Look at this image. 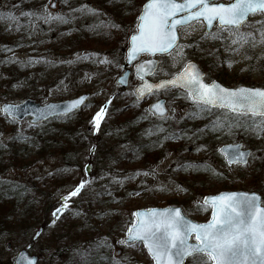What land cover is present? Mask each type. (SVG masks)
<instances>
[{
	"label": "rangeland",
	"instance_id": "1",
	"mask_svg": "<svg viewBox=\"0 0 264 264\" xmlns=\"http://www.w3.org/2000/svg\"><path fill=\"white\" fill-rule=\"evenodd\" d=\"M45 1L48 6H50L52 2L56 3V8L54 10L49 8L53 14L63 11L60 0ZM124 1L123 4H120V8L115 6V0H96L94 5H91V3L83 4L98 9L104 22L111 20L120 25L119 28H111L112 32H108V36H112L111 40L114 42L112 44L107 43V38H104L106 29H104L105 27L103 24L100 25L99 34H94L92 30L87 29V32L91 36L95 35L93 36V48H102L103 52L106 53V56L109 60H112L113 63L108 64L107 67L102 68V70L98 68L86 73L84 71L82 74L72 77L66 74L67 71L72 68V62L68 63V60L61 61L55 66L53 73L49 75H47V73L51 68L38 71L36 70L37 67L32 65L18 75L17 81L11 91H8L5 95L0 92V104L4 102L19 104L24 99L30 98L45 105L50 102L69 100L82 93H88L91 96L83 109L68 116L66 119L59 118L41 126L43 132L47 128L55 132L57 129L79 124V126H81L79 128L82 131L79 135L75 136L72 145L78 142L81 137H85L84 135L86 134L91 136L89 143L82 145L84 143L82 140L79 144H76L74 147V149H76L75 152L69 153L67 155V160H64V156L61 154L53 152L44 155V157L39 160H34V151L32 153L30 148L23 145L25 140H22L20 141V147L27 149L25 158L27 160L33 158L32 164L25 169L12 167L2 173L1 177H3L4 180L7 178L12 180L17 179L18 182L21 184L24 183L29 188H33L36 184L37 188L40 189V187L44 186L52 176H58V170L65 166L64 172L67 174L65 177L67 183H65V187L63 186L59 189H53L51 192H47L48 194L41 199V202H35L36 208L34 209L35 213L33 215L36 216V218L38 217V219L31 221L30 229L21 232L17 229L18 231L16 233L0 234V264H11L14 255L19 250L30 245L29 243L33 245L30 249L33 251V248H35L34 253L41 256V260L38 264H53L55 261L51 259L54 242L52 236L59 238V236L67 231L70 232V238H72L74 234H77L78 237L80 236L77 241H75V246L69 248L71 251L75 249L83 252L86 251L90 243H96V245H99L98 249L102 250L106 248L109 259L115 261V264L117 261H119V264H152L149 257L138 244L132 247L130 245L118 243L119 240L124 238L127 225L133 219L132 213L134 211L166 207V201L172 200L175 204L171 206L181 207L184 214L189 219L204 223L209 220L210 209L204 210L203 208L197 207V202L202 201V197L197 196V199L193 198L194 192L200 189L207 194L215 195L226 191L215 192L213 189L214 193L211 192L212 186L214 188L217 184L210 178L203 179L204 182L198 180L190 181L182 179V176L188 177L189 175L182 174L180 171L175 170L174 173H168L171 166H174L179 160L187 158L189 160L204 161L209 165L212 164L211 166H213V168L221 170L223 174L227 175L229 180L228 184L234 183L235 185L239 184L238 186L247 187L248 182L255 180L258 182L257 186L261 188L264 186V179L262 176L255 171L253 172L256 163L264 164V134L257 137L252 132L245 131L244 129H234L232 133L218 132L216 136H214L216 138L215 140H207L208 146L205 149L195 151L194 153L192 152L193 154L189 157H187L189 154L182 152L188 148L189 144L187 143L186 147H180L178 141H175L176 143L170 144L176 145L175 148L168 149L164 155L165 157L161 159L157 165L152 166L153 168L151 170L154 169L156 171L155 176L143 175V172L151 170L144 169L141 163L138 162L114 165L115 161H113L112 164L109 161V167L113 166L111 171L104 172L96 170L93 162L103 160L105 156H110V152H108L106 148H108L109 151L110 149H114L113 155L115 157V154L122 152L125 142L119 137V134L123 132V130L117 134V138H114L111 144L103 148L102 144H98L97 146L95 143L98 134L112 125L113 121L126 118L132 115L131 113H133V115L141 113L142 115H146L144 117H146L147 120H150L152 117L149 113L145 112V109H147L150 102L154 101L159 96L168 101L169 110L175 109L174 113L170 111V115L161 122L159 127L163 129L171 126L172 129L177 130L179 124L182 122L190 125L203 126L206 124L207 119L211 121L222 113L213 112L212 114H201L194 119H189L185 116V113L193 111L194 106L185 98L184 94H177L174 89L153 93L144 100L139 101L138 104L135 103L134 95H130L129 93H131L141 81L135 75L134 66L150 58L147 54H141L131 65L126 67L131 73L128 85L125 89L120 88L116 84L117 78L124 72L122 67H117V63L120 65L125 64L128 39L134 29L136 17L139 14L138 10L144 3L143 0L140 3L138 2L139 0ZM227 1L229 0H220V2L224 3ZM256 21L264 22V16L259 13L250 16L242 32L251 31L256 35L257 39H259V33L256 29L260 27V25H257L255 23ZM203 32L204 29L201 23L191 24L187 29H179V36L181 37L180 43L194 44V46L185 48L184 58L175 63V65H173V61L169 56L156 55L155 58L160 61V64L156 73L151 77V80L156 81L161 78H167L169 76L165 73L170 74L177 72L183 66L184 62L191 60L201 65L204 69L205 77L209 82L215 80L214 77L217 76L219 78L216 80L221 81L226 86H264V44H259L255 48L245 45L239 52H233V54L229 56L227 51H225L224 41L213 40L210 37L201 40L200 37L203 35ZM224 35L227 36V33L225 32ZM105 43H107V46ZM21 52L22 50H17L13 52L11 56L14 57L15 55V58L22 59L24 58V54ZM245 56L251 57V59H246ZM229 60L233 61L231 66L227 63ZM110 71H112V73ZM61 81H63V83H61ZM158 94L160 95L157 96ZM109 99L111 103L107 104V112L101 121L99 129L95 130L94 126L90 124L91 118ZM118 110L122 111V115L116 114ZM181 117L184 118L181 119ZM18 124L17 127H12L10 122L0 111V142L5 143L14 134H25L26 128L29 127L28 121ZM34 131L35 130H33V132ZM158 132L160 134L157 136L161 137V131ZM225 143H242L245 148H249L253 154L249 160L250 162L244 167L239 165L222 166L216 164L217 161L213 156L214 150L217 149L218 151L220 146ZM92 145H95L94 152L90 151ZM165 145L166 144L162 146V149ZM183 148L185 149L182 150ZM66 163H68V166H66ZM85 165L89 166L87 174ZM109 167H107V169ZM138 171L141 172V175L135 176V179H126L123 184L113 182V177L121 179L126 176L131 177ZM195 178L197 179L196 175ZM82 179L90 180L92 183L86 185L79 195L85 192H87L85 194H95L98 198L97 202L92 204L93 206L89 209H85L83 206L78 211H75V205L72 204L69 198L68 209L64 210L55 224H51L50 228L45 229L43 224L52 219L51 212L55 209V206L59 205L61 197L67 195L68 189L74 188ZM54 181L55 179H51V184L49 185H52ZM161 185L166 186L168 190H163ZM176 185H180V189H177L175 187ZM184 189H186V191H184ZM234 190L242 191L240 188ZM256 191L257 190H253L249 192ZM135 193L139 194L136 195ZM257 193L263 198L261 191ZM97 194H101V196ZM181 200H189L187 201L188 208L181 204ZM21 211V207L15 210L17 217L20 216ZM77 212H79L80 215H75ZM40 228L42 229L41 235L33 241L32 236L34 232ZM7 243L10 244L9 248L7 247ZM117 251H119L118 254ZM42 257H44V262H42ZM187 264H192V261Z\"/></svg>",
	"mask_w": 264,
	"mask_h": 264
},
{
	"label": "snow or ice",
	"instance_id": "2",
	"mask_svg": "<svg viewBox=\"0 0 264 264\" xmlns=\"http://www.w3.org/2000/svg\"><path fill=\"white\" fill-rule=\"evenodd\" d=\"M70 11L100 14L98 9L87 5H81L79 9ZM255 13L264 14V0H232L228 3L220 2V0H146L129 36L127 62L131 64L141 54L151 57L161 54L169 56L175 65L184 58V49L194 46V44H181V37L178 35L180 28L187 29L192 22L201 23L206 27L200 37L201 40L210 37L213 40L224 41L225 51L239 52L245 45L255 48L259 44H264V22H255L260 25L256 29L259 39L251 31H240L248 15ZM20 16L28 17V22L33 29L38 27L37 20L48 24L53 21L67 23L69 19L67 15L59 12L53 14L48 5H44L40 10L21 11ZM4 19L16 21V28L19 30V17L12 11L0 12V20ZM214 22H217L215 32L211 31ZM101 23L108 29L120 27L111 20L101 21ZM225 32L227 36L224 35ZM6 50L10 51V49ZM92 56L99 57V54L86 53L83 57L78 55L77 59H89ZM245 58L251 59L248 56ZM5 62H11V60ZM71 62L68 61V63ZM94 62L113 63L107 56ZM227 63L231 66L233 61L229 60ZM159 64L160 61L156 59H147L136 64L135 75L142 83L129 93L135 96V103L138 104L140 100L147 95H152L154 91L176 88L194 106L193 111L185 113L189 119H194L201 114H212L214 110H223L198 132L204 133L205 130H210L232 133L234 129H244L257 137L264 134V87L228 88L215 80L206 82L204 73L191 60L184 62L179 71L165 73L170 78L161 79L155 83L149 82L145 77L155 74ZM117 67L123 66L117 63ZM117 83L126 85L127 75H121ZM86 99L87 97L80 96L70 100L58 115H69ZM110 103L109 99L91 118L90 124L95 130L99 129L107 112V104ZM18 107L15 104H4L0 106V111L15 122ZM56 108L57 105H46L41 116L46 117L49 110L54 111ZM168 111L165 102L161 99H157L148 109H145L146 113L150 112L163 119L167 118ZM170 111L174 113L175 109ZM34 123H39V121L31 122L29 127ZM157 130L164 131L159 126ZM16 138L29 139L20 133ZM176 138L178 137L175 134L164 137V139ZM0 147H5V145L0 142ZM206 147V145H199L195 151ZM228 149L232 151L229 152ZM90 151H95V145L91 146ZM218 151L225 153L228 165L237 163L246 166L248 158L253 155L239 144L228 145L227 148ZM177 167L182 170L202 169L214 176L222 175L206 162L201 164L186 162L183 165L178 164ZM85 171L87 174L88 165H85ZM142 174L155 176L156 171L153 169ZM137 175H141V172L138 171L131 177L126 176L122 179L113 177L112 179L113 182L123 184L124 180L135 179ZM0 183L4 181L0 180ZM91 183L90 180L82 179L68 191L67 195L62 196L59 206L52 211L50 223L55 224L64 210L68 209L69 198L77 197L81 190ZM175 187L180 189V185ZM161 188L168 190L163 185ZM209 206L211 218L205 223H196L187 219L180 208L137 210L132 213L133 219L127 225L124 238L118 243L132 247L142 244L153 260V264H185L187 259H191L192 264H264V199L256 192H225L203 197L202 201L197 202L198 208L208 210ZM75 215H80V213L77 212ZM40 235L41 233L37 231L33 239ZM193 240L195 242H191ZM28 264H33V261L29 259ZM116 264H119V261Z\"/></svg>",
	"mask_w": 264,
	"mask_h": 264
},
{
	"label": "trees",
	"instance_id": "3",
	"mask_svg": "<svg viewBox=\"0 0 264 264\" xmlns=\"http://www.w3.org/2000/svg\"><path fill=\"white\" fill-rule=\"evenodd\" d=\"M123 2L125 1L115 0V6L120 8V4H123ZM138 2L140 3L142 0H139ZM90 3L91 5H94L96 0H60V4L63 8V11L60 13L69 17L68 22L59 23L53 21L46 24L41 20H37L36 25H38V27L33 29V27L28 22L29 18L20 16V12L40 10L44 5H46L45 0H0V12L12 11L16 16L19 17L18 22L20 24V28L17 30L16 21H10L7 19L0 20L1 94L5 95L8 91H11L17 81L18 75L21 74L22 71L27 70L32 65H35L37 67L36 70L38 71H43L45 68H51L47 73V75H49L50 73H53L55 66H57L61 61L72 60V68L66 73L71 77L78 76L84 71L86 73L98 68L102 70V68L107 67L108 64L94 62L98 59H102L104 56H106V53L103 52L102 48H93V36L95 35L91 36L87 32V29H90L94 32V34H99L100 25L102 24L101 21H103L101 14H90L86 11L84 13L79 11H70L71 9H79L83 4ZM72 17H74V19H72ZM104 29H106L104 38H107V43H114L111 40L112 36H108V32L111 31V29ZM107 43H105L106 46ZM6 49H10V51ZM17 50H22L21 53L24 54V58L19 59L15 58V55L14 57L11 56L13 55L12 53L16 52ZM86 53H98L99 57L92 56L89 59H77L78 55L83 57ZM8 60H11V62H5ZM30 60L33 62L30 63ZM110 72L112 73V71ZM116 114L122 115V111L118 110ZM131 114L133 115V113ZM132 115L121 120L113 121L112 125H110L103 132H100L96 137V144H102L103 148H106L108 144H111V142L114 141V138H117V134L124 130L119 134V137L121 140L125 141L124 149L122 152L115 154V157L113 155L114 149H110L109 151L108 148H106L107 151L110 152V156H105L103 160H97L96 162H93L97 171H111L113 166L109 167V161L111 164L113 161H115L114 165L138 162L141 163L144 169L151 170L153 168L152 166L157 165L160 160L165 157L164 155L168 149H173V147L175 148L176 145H170L172 143H176L175 141H178V145L180 147H186V144H189L188 148H186L185 151H182L185 154H189L187 156L189 157L195 152V149L199 145L208 146L207 140H215L216 138L214 136H216L218 133L212 132L210 130H205L204 133L198 132L199 129H204L205 125L209 123L210 120L207 119V123L203 126L185 124L184 122L179 124L177 130H174L171 126H168L164 129V131H161L162 134L161 137H159L157 135L160 133L156 130L157 127L161 125L160 121H148L141 117V113H136L133 116ZM10 124L12 127H17L19 125L17 122L13 121H11ZM41 126L42 125L27 127L25 134H22L23 136L29 138L24 141L23 145H25L27 148H30L32 153L34 151V160H39L44 157V155L52 152L61 154L64 156V160H67V155L69 153L75 152L76 149H74V147L76 144H79L83 140L84 143L82 145H86L91 139V136L86 134L84 135L85 137H81L78 142H75V144L72 145L73 141L75 140V136L79 135L82 131L79 128L81 127L79 124H74L68 126L67 128H60L55 132H52L53 130H50V128H47L43 132V130H41ZM33 130L35 131L33 132ZM149 130H151V132H148ZM172 134H175L178 138L164 139L165 136H171ZM16 137L17 134H14L5 143H3L5 147H0V176L5 170L11 169L12 167L17 169H25L33 162V158H29L28 160L25 158V152L27 149L20 147V141L24 139H19ZM164 144L166 145L162 149ZM184 149L185 148L182 150ZM213 156L217 161L216 164L222 166L227 165L217 149L214 150ZM186 162L192 164H201L204 161L189 160L186 158L179 160L175 165H183ZM67 164L68 163H66V166H68ZM175 165L171 166V168L168 170V173H174L175 170L180 171L182 174L189 175L188 177L182 176V179L190 181L198 180L204 182L203 179L210 178L215 184H217L214 188L213 186L211 188V192L213 193V189L215 192H220L223 190H234L240 188V190L243 191H261L263 195L262 199H264V186L263 188L257 186L258 182L255 180L248 182L247 187H242L238 186L239 184H228L229 180L227 175L223 174L221 170L218 169L216 170L219 173H222L221 176H214L203 171L202 169L196 170L195 168H189L187 170H182ZM107 167L109 168L107 169ZM64 168L65 166L59 169L57 172L59 175L52 176L44 186L40 187V189L37 188L36 184L34 185L35 188H29L24 183H19L17 179H10L8 181H4V183H0V234L16 233L18 231L17 229H19V232L30 229L31 221L38 219V217L36 218V216L33 215L35 213L34 209L36 208L35 202H41V199H43V197L48 194L47 192H51L53 189H59L63 186L65 187V183H67L65 177L67 174L64 172ZM254 171L260 174L264 179L263 163H256L253 168V172ZM195 175L197 176V179L195 178ZM51 179H55V181L52 185H49L51 184ZM71 189L72 188H69L68 191ZM85 193L77 197L70 198L72 204L75 205V211H78L83 206L85 209H89L93 206L92 204L97 202L98 198L95 194L90 195ZM206 194L207 193L205 191L199 189L194 192L193 198L197 199V196L203 197ZM99 196H101V194H99ZM187 201L189 200H181L180 202L183 206L188 208ZM166 203L167 206L175 204L172 200L166 201ZM19 207L22 208V211L20 216L17 217L15 210ZM51 220L52 219L46 221L45 224H43L45 229L51 227ZM70 236L71 235L69 231L59 236V238L52 236V240L54 242L51 259L55 261L53 264H86L87 262H97V264H115V261L113 262L108 259L106 252L103 254L100 252L98 253L95 244H90V246L86 248V251L83 252L75 250L74 248H72L74 251H71L69 248L71 246H75L74 243L80 236L78 237L77 234H74L72 238H70ZM29 244L30 245H27L26 247L29 251H32L30 248L33 247V245L32 243ZM34 250L35 248H33V253ZM42 262H44V257H42Z\"/></svg>",
	"mask_w": 264,
	"mask_h": 264
},
{
	"label": "water",
	"instance_id": "4",
	"mask_svg": "<svg viewBox=\"0 0 264 264\" xmlns=\"http://www.w3.org/2000/svg\"><path fill=\"white\" fill-rule=\"evenodd\" d=\"M55 5L56 3L55 2H52L51 5H50V8L51 9H54L55 8ZM251 15V14H249ZM248 15V16H249ZM247 20V18H246ZM126 54H127V51H126ZM158 55H161V54H158ZM152 59H154L152 57ZM135 61V60H134ZM133 61V62H134ZM132 62V63H133ZM131 63V64H132ZM195 63V62H194ZM131 64H128L127 62V57H126V64L123 65V68H126L127 66L131 65ZM196 64V63H195ZM197 65V64H196ZM136 66V65H135ZM198 66V65H197ZM199 68V66H198ZM200 69V68H199ZM201 70V69H200ZM202 71V70H201ZM203 72V71H202ZM127 75V84L126 85H122V84H118L121 88H126L127 85H128V78L130 76V71L129 70H125V72L121 75ZM120 75V76H121ZM151 75H148L145 77V79H147L149 82H151L149 80V77ZM120 78V77H119ZM119 78L117 79V81L119 80ZM218 82V81H217ZM153 83V82H152ZM219 83V82H218ZM220 85H222L221 83H219ZM224 86V85H222ZM225 87V86H224ZM241 87V86H239ZM243 87H246V86H243ZM230 88V87H228ZM162 91V90H161ZM80 96H84V97H87V99L81 104V106L78 108V109H74L69 115H71L72 113L78 111L79 109L83 108L87 102V100L89 99L90 95L89 94H81L75 98H78ZM75 98H72V99H75ZM72 99H69V100H65V101H61V102H50V103H47L45 105H41L40 103H37L35 102L34 100L32 99H25L24 101H22L20 104H15V105H18V109H17V112H16V122H22L24 121L25 119H29V123L33 122V121H39V123H34L33 125H37V124H41L43 122H46L52 118H58V117H66V116H63V115H58V113H60L62 111V109L64 108V106ZM165 102V107L167 108V102L165 99H161ZM4 104H11V103H2L0 106L4 105ZM153 104V103H152ZM46 105H57V108L53 111V110H49L46 114V117H42L41 116V112L43 109H45V106ZM151 105V104H150ZM149 108V107H148ZM168 109V108H167ZM2 112V111H1ZM3 113V112H2ZM169 113V111H168ZM167 113V115H168ZM3 115H5L7 118L11 119L10 117H8L6 114L3 113ZM67 115V116H69ZM153 115V114H152ZM153 117L155 118H161L160 116L158 115H153ZM239 145H241L240 143H238ZM228 145H233V144H228ZM228 145H223L220 149H225L227 148ZM229 152L232 151V149H228ZM247 151H250L247 149ZM222 155L225 157V153L221 152ZM226 159V157H225ZM234 164V163H233ZM233 192H236V191H233ZM222 193H225V192H222ZM242 193V192H241ZM220 194V193H219ZM206 197V196H205ZM210 207V206H209ZM166 208H180V207H166ZM156 209H165V208H156ZM181 209V208H180ZM182 210V209H181ZM182 214L184 215L183 211H182ZM185 216V215H184ZM186 217V216H185ZM187 218V217H186ZM188 219V218H187ZM190 220V219H189ZM192 221V220H191ZM194 222V221H193ZM40 233L42 232V229L40 228L38 230ZM37 239V237L35 239H33V241H35ZM7 247L9 248L10 247V244L7 245ZM146 250V249H145ZM147 252V250H146ZM148 254V253H147ZM149 256V255H148ZM149 258L151 259V257L149 256ZM31 259L33 261V264H37L38 262V256L36 255H31L28 253L27 250H21L14 258H13V263L14 264H28V260ZM152 260V259H151ZM153 261V260H152Z\"/></svg>",
	"mask_w": 264,
	"mask_h": 264
},
{
	"label": "flooded vegetation",
	"instance_id": "5",
	"mask_svg": "<svg viewBox=\"0 0 264 264\" xmlns=\"http://www.w3.org/2000/svg\"><path fill=\"white\" fill-rule=\"evenodd\" d=\"M228 2H232V0H229V1H227L226 3H228ZM257 14V13H256ZM260 14V13H259ZM260 15H263L264 16V14H260ZM248 22V21H247ZM247 22L240 28V31H242L243 30V28H245V26H246V24H247ZM194 23H198V22H194ZM194 23H192V24H194ZM203 26V29H204V25H202ZM205 30V29H204ZM215 30H217V28H216V23L214 24V26H213V28H212V30L211 31H215ZM227 53L229 54V56H231L232 54H233V52H230V51H227ZM199 64V63H198ZM199 66L201 67V65L199 64ZM202 68V67H201ZM203 69V68H202ZM203 71H204V69H203ZM216 78H219V77H217V76H215ZM215 79V78H214Z\"/></svg>",
	"mask_w": 264,
	"mask_h": 264
}]
</instances>
